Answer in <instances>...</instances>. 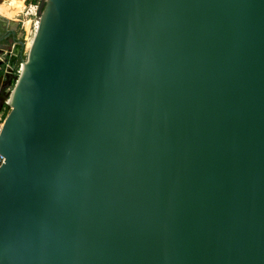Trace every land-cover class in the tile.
<instances>
[{
	"label": "water",
	"instance_id": "1",
	"mask_svg": "<svg viewBox=\"0 0 264 264\" xmlns=\"http://www.w3.org/2000/svg\"><path fill=\"white\" fill-rule=\"evenodd\" d=\"M39 20L0 132V264H264V0Z\"/></svg>",
	"mask_w": 264,
	"mask_h": 264
},
{
	"label": "rangeland",
	"instance_id": "2",
	"mask_svg": "<svg viewBox=\"0 0 264 264\" xmlns=\"http://www.w3.org/2000/svg\"><path fill=\"white\" fill-rule=\"evenodd\" d=\"M14 1V0H12ZM43 0H23V5L18 7L13 17L12 22L9 24L8 29L12 31L16 37L6 36L7 39L4 43L7 52L0 50V96L10 97L15 84L18 79V68L10 66V58L14 51V46H18V52L20 53L18 59L27 57L29 49L33 44L35 37L36 23L40 19V5ZM4 34L0 35V37ZM3 48V49H4ZM26 59V58H25ZM6 113L10 111V108H6Z\"/></svg>",
	"mask_w": 264,
	"mask_h": 264
},
{
	"label": "crops",
	"instance_id": "3",
	"mask_svg": "<svg viewBox=\"0 0 264 264\" xmlns=\"http://www.w3.org/2000/svg\"><path fill=\"white\" fill-rule=\"evenodd\" d=\"M15 1H21L23 5V0H0V35L4 34V36L0 37V50H4L5 52H7V49L4 48L6 47V45L3 43L4 40L7 39L6 36H12L14 40L16 39L14 33L12 31H9L8 29V26L12 22L13 17H15L13 15H15L16 10H18V7L22 6H14Z\"/></svg>",
	"mask_w": 264,
	"mask_h": 264
},
{
	"label": "built area",
	"instance_id": "4",
	"mask_svg": "<svg viewBox=\"0 0 264 264\" xmlns=\"http://www.w3.org/2000/svg\"><path fill=\"white\" fill-rule=\"evenodd\" d=\"M37 27H38V21H37V23H36V29H35V32H36V30H37ZM12 54H13V52H12ZM19 54L20 53H18L17 54V57L19 56ZM12 56V55H11ZM25 58L26 57H22V59H21V63L19 64V70H18V77L20 76V74H21V71H22V65H23V63H24V61H25ZM21 66V67H20ZM9 108V98H5V104H4V107H3V109L1 110V112H0V132H1V129H2V127H3V124H4V121H5V118H6V116H7V114H8V112L6 113V108ZM3 161H4V157L0 154V166L2 165V163H3Z\"/></svg>",
	"mask_w": 264,
	"mask_h": 264
},
{
	"label": "bare ground",
	"instance_id": "5",
	"mask_svg": "<svg viewBox=\"0 0 264 264\" xmlns=\"http://www.w3.org/2000/svg\"><path fill=\"white\" fill-rule=\"evenodd\" d=\"M16 5H22V2L21 1H15L14 2V6H16ZM2 12V11H1ZM39 24H40V20L38 21V26H39ZM37 29H38V27H37ZM37 31V30H36ZM36 33V32H35ZM33 43H34V41H33ZM32 46H33V44L31 45V48H32ZM30 48V49H31ZM29 49V50H30ZM17 51H18V46L16 45L15 46V48H14V52H13V54H12V56H11V64H16L17 63ZM27 63H25L24 65H22V69H23V71H25V69H26V67H27ZM21 67V66H20ZM10 100V99H9Z\"/></svg>",
	"mask_w": 264,
	"mask_h": 264
}]
</instances>
